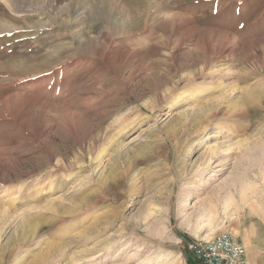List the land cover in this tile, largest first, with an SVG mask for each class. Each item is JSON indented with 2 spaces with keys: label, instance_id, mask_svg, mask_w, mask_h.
I'll return each mask as SVG.
<instances>
[{
  "label": "rangeland",
  "instance_id": "1",
  "mask_svg": "<svg viewBox=\"0 0 264 264\" xmlns=\"http://www.w3.org/2000/svg\"><path fill=\"white\" fill-rule=\"evenodd\" d=\"M222 233L264 264V0H0V264Z\"/></svg>",
  "mask_w": 264,
  "mask_h": 264
},
{
  "label": "built area",
  "instance_id": "2",
  "mask_svg": "<svg viewBox=\"0 0 264 264\" xmlns=\"http://www.w3.org/2000/svg\"><path fill=\"white\" fill-rule=\"evenodd\" d=\"M192 262L195 264H243L242 245L229 233L214 236L212 240H203L187 247Z\"/></svg>",
  "mask_w": 264,
  "mask_h": 264
},
{
  "label": "bare ground",
  "instance_id": "3",
  "mask_svg": "<svg viewBox=\"0 0 264 264\" xmlns=\"http://www.w3.org/2000/svg\"><path fill=\"white\" fill-rule=\"evenodd\" d=\"M10 6V5H9ZM35 100V99H34ZM29 105V104H28ZM31 106V105H30ZM41 107V106H40ZM228 146V145H227ZM209 147V149L210 150H208L209 152L211 151L212 152V154L211 155H213V156H216V155H218V153H220L221 151H222V153H223V150H221V146H219L218 144H213V145H211V146H208ZM225 151V153H227L228 152V150H224ZM227 151V152H226ZM212 156V157H213ZM208 162H209V160H208ZM218 165L220 164V163H217ZM202 239H204V237H202Z\"/></svg>",
  "mask_w": 264,
  "mask_h": 264
}]
</instances>
